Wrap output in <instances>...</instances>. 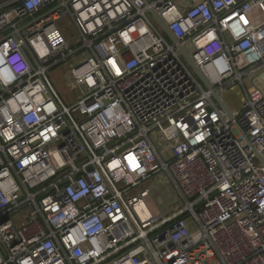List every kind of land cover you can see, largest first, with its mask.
Masks as SVG:
<instances>
[{
  "label": "built area",
  "instance_id": "2783aa9c",
  "mask_svg": "<svg viewBox=\"0 0 264 264\" xmlns=\"http://www.w3.org/2000/svg\"><path fill=\"white\" fill-rule=\"evenodd\" d=\"M262 69L264 0L0 1V264H264Z\"/></svg>",
  "mask_w": 264,
  "mask_h": 264
},
{
  "label": "rangeland",
  "instance_id": "374dc122",
  "mask_svg": "<svg viewBox=\"0 0 264 264\" xmlns=\"http://www.w3.org/2000/svg\"><path fill=\"white\" fill-rule=\"evenodd\" d=\"M71 30L67 32L68 38L70 40L78 37L79 33L77 29L70 23L69 24ZM71 62H68L64 65L58 66L49 72V77L55 84L57 90L63 97V99L67 103L74 102L76 100V89L71 87L68 83V78L71 70ZM230 96V95H229ZM229 101V100H228ZM232 102H228L231 107L239 105V102H235V100H231ZM143 187H149L152 190V198H149V206L154 213H158V205L161 208L160 211H167V207L171 208L177 204H180L178 201V195L176 196V190L169 183V181H165V179L160 177H154L147 182H145ZM175 197L176 200L173 198Z\"/></svg>",
  "mask_w": 264,
  "mask_h": 264
},
{
  "label": "crops",
  "instance_id": "0c3cea01",
  "mask_svg": "<svg viewBox=\"0 0 264 264\" xmlns=\"http://www.w3.org/2000/svg\"><path fill=\"white\" fill-rule=\"evenodd\" d=\"M0 1H2V0H0ZM255 17H256L257 20H260L261 14L260 13H256L255 14ZM59 23H60V26L63 29L64 33L66 34L67 38L69 37L68 34H67V32L71 30L69 24L71 23L76 28L75 23L73 22V20L70 17H64V18L60 19L59 20ZM78 37H76L73 40H70L69 38L68 39H69L70 42H75ZM257 85L261 89L264 90V69H262L260 71V73H259V78L257 80ZM243 99H244L243 90H241V88H239V87H234L231 90H229L228 93L226 94V97H225V101L227 103L228 102H232L231 100H235V102H239V105H237V107L236 106H233L234 109H238L240 107L241 103L243 102ZM158 210L159 211L161 210V208L159 207V205H158Z\"/></svg>",
  "mask_w": 264,
  "mask_h": 264
},
{
  "label": "water",
  "instance_id": "95a60500",
  "mask_svg": "<svg viewBox=\"0 0 264 264\" xmlns=\"http://www.w3.org/2000/svg\"><path fill=\"white\" fill-rule=\"evenodd\" d=\"M152 13L157 18V20L161 23V25L164 27V29H165L168 37L170 38V40L173 43H177V40H176L175 36L168 29V27H167L166 23L164 22V20L155 11H153ZM178 48H179L180 52L185 56L186 60L191 65V67L195 70V72L197 73V75L199 76V78L204 82V84L206 85V87L210 88V85H209L208 81L205 79V77L202 74L201 70L195 64V62L193 61V59L191 58V56L188 54V52L185 50V48L183 46H181V45H178ZM217 101L230 113L229 107L224 103V101L221 98H218L217 97Z\"/></svg>",
  "mask_w": 264,
  "mask_h": 264
},
{
  "label": "bare ground",
  "instance_id": "6f19581e",
  "mask_svg": "<svg viewBox=\"0 0 264 264\" xmlns=\"http://www.w3.org/2000/svg\"><path fill=\"white\" fill-rule=\"evenodd\" d=\"M139 206H143V214L144 215H148V214H150L149 212V208H148V206H146V205H144L143 203H141Z\"/></svg>",
  "mask_w": 264,
  "mask_h": 264
},
{
  "label": "snow or ice",
  "instance_id": "6c2138e0",
  "mask_svg": "<svg viewBox=\"0 0 264 264\" xmlns=\"http://www.w3.org/2000/svg\"><path fill=\"white\" fill-rule=\"evenodd\" d=\"M242 19H243V18H242ZM244 22H245V23H248V21H247L246 19L244 20ZM137 167H138V165H137Z\"/></svg>",
  "mask_w": 264,
  "mask_h": 264
}]
</instances>
